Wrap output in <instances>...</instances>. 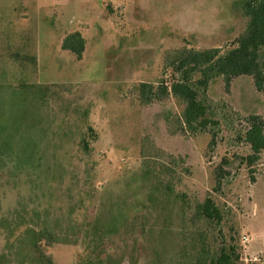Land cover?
<instances>
[{
    "label": "rangeland",
    "instance_id": "rangeland-1",
    "mask_svg": "<svg viewBox=\"0 0 264 264\" xmlns=\"http://www.w3.org/2000/svg\"><path fill=\"white\" fill-rule=\"evenodd\" d=\"M245 1L0 0V264H191L231 243L264 264V152L244 161L264 93L216 79L219 123L196 133L174 98L139 93L170 84L178 50L232 49ZM207 197L220 224L195 215Z\"/></svg>",
    "mask_w": 264,
    "mask_h": 264
},
{
    "label": "trees",
    "instance_id": "trees-1",
    "mask_svg": "<svg viewBox=\"0 0 264 264\" xmlns=\"http://www.w3.org/2000/svg\"><path fill=\"white\" fill-rule=\"evenodd\" d=\"M242 9L247 25L232 49L225 54H221L220 48L178 50L168 61V68L174 73L170 84L162 81L158 86L141 83L139 93L142 104L149 105L155 100L174 98L176 105L181 108L182 128L196 133L219 123L209 117L210 106L205 100V92L216 79H222L228 90L233 79L249 77L256 92L264 93V0H246ZM85 48L86 40L79 32L67 37L63 43V49L71 51L77 59L82 58ZM249 121L244 141L252 153L244 161L251 166L264 152V124L258 115L250 116ZM195 215L207 223L220 224L223 221V212L212 197L197 204ZM239 261V248L231 243L211 252L204 245L191 264H238ZM77 264H101V261Z\"/></svg>",
    "mask_w": 264,
    "mask_h": 264
},
{
    "label": "built area",
    "instance_id": "built-area-1",
    "mask_svg": "<svg viewBox=\"0 0 264 264\" xmlns=\"http://www.w3.org/2000/svg\"><path fill=\"white\" fill-rule=\"evenodd\" d=\"M248 241H249V238H248L247 236H243V237H242V243H243V244H247Z\"/></svg>",
    "mask_w": 264,
    "mask_h": 264
}]
</instances>
